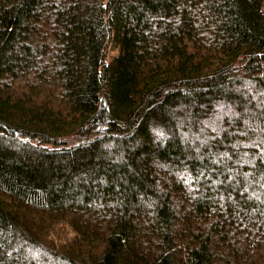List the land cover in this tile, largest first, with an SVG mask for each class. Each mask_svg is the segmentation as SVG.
Listing matches in <instances>:
<instances>
[{"label": "trees", "instance_id": "16d2710c", "mask_svg": "<svg viewBox=\"0 0 264 264\" xmlns=\"http://www.w3.org/2000/svg\"><path fill=\"white\" fill-rule=\"evenodd\" d=\"M0 264H264V0H0Z\"/></svg>", "mask_w": 264, "mask_h": 264}, {"label": "rangeland", "instance_id": "374dc122", "mask_svg": "<svg viewBox=\"0 0 264 264\" xmlns=\"http://www.w3.org/2000/svg\"><path fill=\"white\" fill-rule=\"evenodd\" d=\"M115 54H116V51H115V49L111 46V47L109 48V51H108V58H107V60H110L111 57H112L113 55H115Z\"/></svg>", "mask_w": 264, "mask_h": 264}]
</instances>
